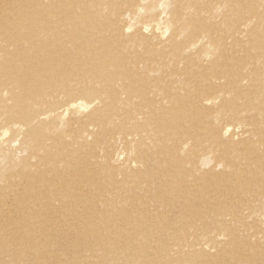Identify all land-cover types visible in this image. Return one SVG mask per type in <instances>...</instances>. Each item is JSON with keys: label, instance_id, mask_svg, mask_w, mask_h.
Segmentation results:
<instances>
[{"label": "bare ground", "instance_id": "bare-ground-1", "mask_svg": "<svg viewBox=\"0 0 264 264\" xmlns=\"http://www.w3.org/2000/svg\"><path fill=\"white\" fill-rule=\"evenodd\" d=\"M140 1L0 0V264H264V0Z\"/></svg>", "mask_w": 264, "mask_h": 264}, {"label": "rangeland", "instance_id": "rangeland-1", "mask_svg": "<svg viewBox=\"0 0 264 264\" xmlns=\"http://www.w3.org/2000/svg\"><path fill=\"white\" fill-rule=\"evenodd\" d=\"M126 1V0H125ZM153 1V2H152ZM171 3L172 0H142L140 1V5L138 6V9L135 12H130L128 15H126L127 22L126 24H129L131 26L132 30H135L139 28L140 26L145 27L144 31L148 34L151 33L153 35H158L163 38L169 37V35L172 32V29L170 26H165L163 22H161L160 25L155 26L156 22L153 19H147L145 16L148 14H156L160 16L161 21L168 20L170 14H168V11L171 10ZM127 10H123V13H125ZM145 18V19H144ZM184 34L180 35L183 36ZM197 42L193 45V47L187 49L191 50L192 48H197ZM193 49V50H194ZM77 109V107H76ZM81 113V112H80ZM69 113L66 114V116H62L60 119V125L61 127H65L66 120L68 118ZM79 113H75L74 116L78 115ZM0 132H3V129H0ZM12 135V132H6L5 134H0V145L3 143L2 140H9ZM14 142H5L4 145L7 147H10ZM119 161L123 163V161H126L128 157H130V151L125 150V147L123 144H119ZM22 154V152H21ZM130 159V158H128ZM137 164V163H135ZM138 165V164H137Z\"/></svg>", "mask_w": 264, "mask_h": 264}]
</instances>
